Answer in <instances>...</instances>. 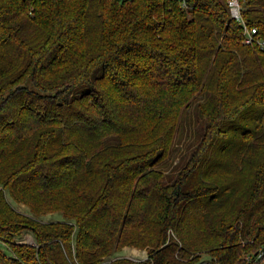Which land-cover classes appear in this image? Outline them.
Wrapping results in <instances>:
<instances>
[{
    "label": "trees",
    "instance_id": "obj_1",
    "mask_svg": "<svg viewBox=\"0 0 264 264\" xmlns=\"http://www.w3.org/2000/svg\"><path fill=\"white\" fill-rule=\"evenodd\" d=\"M241 16L264 36V0ZM243 35L225 0H0V264H260L264 49Z\"/></svg>",
    "mask_w": 264,
    "mask_h": 264
},
{
    "label": "rangeland",
    "instance_id": "obj_2",
    "mask_svg": "<svg viewBox=\"0 0 264 264\" xmlns=\"http://www.w3.org/2000/svg\"><path fill=\"white\" fill-rule=\"evenodd\" d=\"M86 86V82H80L75 84L72 87V90H79ZM194 101L187 106L186 110H184L183 115L181 117V125L180 130L175 136V139L172 143L171 150L167 157L159 162L158 168L162 171V175L164 179H169L173 176L174 172L178 169V167L185 160L190 147L193 144V140L195 141L200 133L202 127V120L196 116L195 109L193 108ZM6 196L15 209H19L23 212L28 211V207L25 203L21 201H17L6 192ZM62 217V211L48 210L39 215V218L44 220L58 219ZM14 238L16 241H27V242H35V237L33 233L29 229H24L19 234H15ZM115 254L126 255L133 259H138L146 256V247L145 246H134L125 244L122 245ZM260 264H264V259L260 261Z\"/></svg>",
    "mask_w": 264,
    "mask_h": 264
},
{
    "label": "built area",
    "instance_id": "obj_3",
    "mask_svg": "<svg viewBox=\"0 0 264 264\" xmlns=\"http://www.w3.org/2000/svg\"><path fill=\"white\" fill-rule=\"evenodd\" d=\"M242 1L243 0H225L229 14L242 23L244 32L242 40L245 42L254 41L260 48L264 49V36L256 35L257 27L255 25H246L241 16ZM262 252V248L259 249L257 256L261 255Z\"/></svg>",
    "mask_w": 264,
    "mask_h": 264
}]
</instances>
